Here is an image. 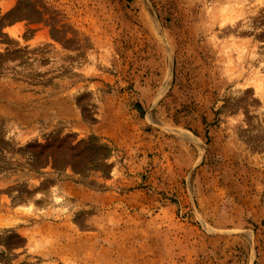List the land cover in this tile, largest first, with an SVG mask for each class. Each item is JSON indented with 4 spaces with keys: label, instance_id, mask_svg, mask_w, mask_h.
<instances>
[{
    "label": "rangeland",
    "instance_id": "374dc122",
    "mask_svg": "<svg viewBox=\"0 0 264 264\" xmlns=\"http://www.w3.org/2000/svg\"><path fill=\"white\" fill-rule=\"evenodd\" d=\"M0 264H264V0H0Z\"/></svg>",
    "mask_w": 264,
    "mask_h": 264
}]
</instances>
